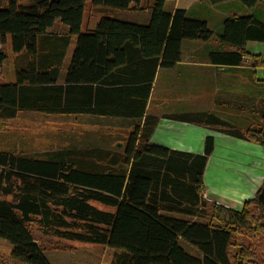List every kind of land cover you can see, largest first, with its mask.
<instances>
[{
  "label": "trees",
  "instance_id": "16d2710c",
  "mask_svg": "<svg viewBox=\"0 0 264 264\" xmlns=\"http://www.w3.org/2000/svg\"><path fill=\"white\" fill-rule=\"evenodd\" d=\"M23 1L0 0L5 2L0 8L1 44L8 38L12 52L27 58L13 83H0V125L19 111L140 118L153 71L173 68L181 60L183 41L205 43L213 36L205 21L190 19L183 9L166 10L165 3L174 0H154L145 26L103 17L85 32L81 29L86 0H38L28 5ZM225 1L231 0H208L213 5ZM233 1L251 9L258 0ZM91 7L146 9L142 0H91ZM56 21L68 27L76 42L62 83L64 52L53 51L52 46L66 48L69 38L54 39L48 33ZM249 41L264 43V23L253 15L226 19L218 43L234 51H210L208 60L239 67ZM251 58L262 66L261 56ZM5 60L0 49V66ZM147 62L152 70L142 79L145 84L129 87L141 80L137 70ZM129 74L133 76L126 77ZM102 85L111 88L100 94ZM106 94L115 106L99 103ZM209 118L211 123H223ZM228 133L264 147V129ZM212 151L211 136L198 155L149 143L147 133L136 127L123 152L126 170L115 169V162L103 171H90L61 158L0 152V239L24 264H49L32 236L33 225L45 235L112 249L114 264H231L232 235L252 221L251 206L264 211V182L241 210L216 206L224 212L217 215L221 224L201 221L206 213L203 173ZM181 243L199 255H190Z\"/></svg>",
  "mask_w": 264,
  "mask_h": 264
},
{
  "label": "rangeland",
  "instance_id": "374dc122",
  "mask_svg": "<svg viewBox=\"0 0 264 264\" xmlns=\"http://www.w3.org/2000/svg\"><path fill=\"white\" fill-rule=\"evenodd\" d=\"M37 1L25 0L22 4L28 5ZM4 6L5 2H0V8ZM257 10L264 11V6L260 4ZM105 14L95 11L93 13L91 0H86L81 32L87 29L88 16L91 15V21L95 20L96 23ZM259 21L264 23V18ZM48 33L54 34L56 39L64 40L65 34L68 38H74L69 35L68 27L59 21L54 23ZM69 44L70 39L67 45ZM210 44V49L203 54L206 61H209L210 51H234L218 43V31L214 32ZM0 49L6 55L5 62L0 66V83H13L16 80V71L26 66L27 58L22 53L12 52L8 38L4 44L0 41ZM245 52L246 56L236 68L192 69L195 73L192 85L181 86L179 83V87H176L172 83L164 92L158 84L154 104H159L164 109V104L167 103L169 106L165 110L188 113L183 116L185 119L204 125L210 130L230 128L244 132L248 129H264V43L249 41L244 46L243 53ZM254 56L262 57L261 67L258 66L260 60L251 58ZM62 71L63 68L59 71V78ZM171 89L175 96L168 94L165 97L164 93ZM209 116L223 123H211ZM136 127L139 128L81 115L19 111L13 119L0 125V152L39 159L61 158L90 171H103L115 162V169L126 170L123 152L128 136ZM202 198L206 203V213L201 221L221 224L217 215H224V212L216 208L219 204L204 196ZM94 205L101 210L113 211ZM250 212L252 221L246 227L238 228L237 233L232 235L228 251L231 264H264V211L251 206ZM31 233L49 264H114L116 252L105 246L45 235L36 225L31 227ZM181 245L190 255H199L192 246L186 243ZM0 264H24L11 256L10 244L2 239Z\"/></svg>",
  "mask_w": 264,
  "mask_h": 264
},
{
  "label": "crops",
  "instance_id": "0c3cea01",
  "mask_svg": "<svg viewBox=\"0 0 264 264\" xmlns=\"http://www.w3.org/2000/svg\"><path fill=\"white\" fill-rule=\"evenodd\" d=\"M153 1L142 0V5L146 8L142 11H120L105 7H94L92 8V12H104L107 18L145 26L151 19L150 7ZM260 4L264 6V0H258L256 5L251 9L233 0L215 5L210 4L208 0H174L167 1L165 3V9L169 11L174 9L185 10L187 17L190 19L205 21L214 35L215 31H220L221 24L226 19L241 15H253L258 20L264 18V11L257 10ZM91 18V15L87 18L86 31L92 30L103 17L97 19L96 23H94L95 20L92 22ZM53 36L55 39L54 34ZM69 39L71 44L67 45L66 48H61L58 45L52 46L53 51L59 50L64 52L61 61V68L64 71L61 72L59 78L60 83L64 81L66 69L76 43L75 37L73 38L74 40L71 37ZM210 45V40L205 43L199 41H183L181 44V60L173 68H157L153 71L151 90L142 117L136 118L109 114L74 115L100 118L129 127L138 126L140 132L147 133L149 143L191 154H203L206 137H213V151L208 157L203 173L202 196H206L213 203L218 202L221 206L239 211L245 201L254 197L255 192L261 186L262 182H264V147L228 133L240 130L230 128L228 130H210L204 125L180 118L187 116L188 113H175L168 109L165 110L169 106L166 105L167 103L164 104V109L161 105L154 104L158 84H160V90L164 92L172 83L176 87H179V83L181 86L194 84L192 81L195 73H193L192 69L223 68L229 70L236 68L215 65L204 60L203 54L210 49ZM140 69L142 71H139ZM150 70H152V66L150 68L149 62L146 64L142 63V66L137 70V76H140L141 80L138 81L137 85L130 84L128 86L135 87L144 85L145 82L142 79L148 78ZM132 76V74H129L126 77L131 78ZM109 88L111 87L102 85L100 94ZM172 89L164 93L165 97L168 94L175 96ZM122 99L123 101L125 100V98ZM126 100L129 102L128 98ZM136 100H140V98H136ZM112 102L113 100L108 97V94L100 97L99 100V103L106 107L115 106Z\"/></svg>",
  "mask_w": 264,
  "mask_h": 264
},
{
  "label": "built area",
  "instance_id": "2783aa9c",
  "mask_svg": "<svg viewBox=\"0 0 264 264\" xmlns=\"http://www.w3.org/2000/svg\"><path fill=\"white\" fill-rule=\"evenodd\" d=\"M205 198H206V196H204ZM216 203H218V202H216Z\"/></svg>",
  "mask_w": 264,
  "mask_h": 264
}]
</instances>
